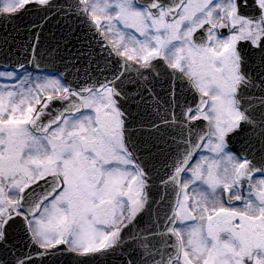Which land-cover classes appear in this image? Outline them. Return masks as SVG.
<instances>
[{
  "label": "snow or ice",
  "instance_id": "1",
  "mask_svg": "<svg viewBox=\"0 0 264 264\" xmlns=\"http://www.w3.org/2000/svg\"><path fill=\"white\" fill-rule=\"evenodd\" d=\"M0 31V264H264V0H0Z\"/></svg>",
  "mask_w": 264,
  "mask_h": 264
},
{
  "label": "water",
  "instance_id": "2",
  "mask_svg": "<svg viewBox=\"0 0 264 264\" xmlns=\"http://www.w3.org/2000/svg\"><path fill=\"white\" fill-rule=\"evenodd\" d=\"M26 19H34V17L26 18ZM55 30H56V29H55V26L53 25V26H52V32H55ZM45 35L48 36V35H50V34L46 32ZM2 36H3V31H0V37H2ZM19 36H20V38L16 41L17 48H19V46H20L22 43H24V41H25V39H26V37H25V33H24V29H23V26L21 27V30H20ZM2 59H3V57L0 56V60H2Z\"/></svg>",
  "mask_w": 264,
  "mask_h": 264
}]
</instances>
